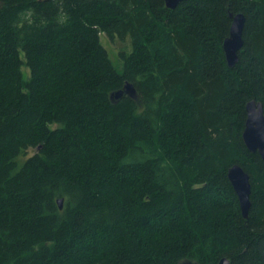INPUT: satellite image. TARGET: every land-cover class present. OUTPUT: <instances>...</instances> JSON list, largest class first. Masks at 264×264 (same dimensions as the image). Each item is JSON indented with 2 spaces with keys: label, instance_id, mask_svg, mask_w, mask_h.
<instances>
[{
  "label": "trees",
  "instance_id": "16d2710c",
  "mask_svg": "<svg viewBox=\"0 0 264 264\" xmlns=\"http://www.w3.org/2000/svg\"><path fill=\"white\" fill-rule=\"evenodd\" d=\"M229 13L245 17L232 68ZM101 34L128 46L121 71ZM126 83L138 100L112 102ZM252 100L264 110V0H0V264H264Z\"/></svg>",
  "mask_w": 264,
  "mask_h": 264
},
{
  "label": "water",
  "instance_id": "95a60500",
  "mask_svg": "<svg viewBox=\"0 0 264 264\" xmlns=\"http://www.w3.org/2000/svg\"><path fill=\"white\" fill-rule=\"evenodd\" d=\"M183 0H164V6L173 10L177 4ZM231 20L228 36L222 41V50L225 62L228 67L232 68L238 62V52L243 46L242 31L244 27L245 17L242 14L229 13ZM123 95L133 100H138L137 93L132 84L126 83L121 90L110 95L112 102L122 98ZM245 123L242 130V141L250 152H257L264 165V110L261 102L249 101L245 104ZM227 170V179L234 191V195L238 200L239 209L244 219H247L251 193V183L249 182V174L238 164L231 165ZM62 199L56 201L59 208H62ZM186 264H197L188 262ZM217 264H231L229 259L221 258Z\"/></svg>",
  "mask_w": 264,
  "mask_h": 264
},
{
  "label": "rangeland",
  "instance_id": "374dc122",
  "mask_svg": "<svg viewBox=\"0 0 264 264\" xmlns=\"http://www.w3.org/2000/svg\"><path fill=\"white\" fill-rule=\"evenodd\" d=\"M100 42H101V46L104 47L107 52H108V55L113 63V65L115 66V68L119 71H121L122 69V62L121 60L119 59V52L120 50H125V51H128L129 48L128 46H125V44H121L119 42H111L108 37L104 34H101L100 35ZM21 56V59L25 60L24 58V54L23 52H21L20 54ZM22 73H23V78L24 80H27L29 78V69L28 67H26V65H23L22 66ZM32 151L33 150H29L28 153H27V156L29 155H32Z\"/></svg>",
  "mask_w": 264,
  "mask_h": 264
}]
</instances>
